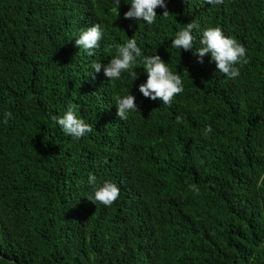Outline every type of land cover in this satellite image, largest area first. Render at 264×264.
Masks as SVG:
<instances>
[{
  "label": "trees",
  "instance_id": "16d2710c",
  "mask_svg": "<svg viewBox=\"0 0 264 264\" xmlns=\"http://www.w3.org/2000/svg\"><path fill=\"white\" fill-rule=\"evenodd\" d=\"M166 4L149 26L124 18V0L119 15L115 0H0V114L13 113L0 123V264H264V0ZM191 20L246 46L239 78L171 46ZM94 23L105 36L90 57L75 39ZM133 35L185 91L171 107L145 98L137 67L140 111L120 120L127 74L91 67ZM70 104L93 128L79 140L52 119ZM89 174L119 185L111 206L88 199Z\"/></svg>",
  "mask_w": 264,
  "mask_h": 264
},
{
  "label": "clouds",
  "instance_id": "9594fccd",
  "mask_svg": "<svg viewBox=\"0 0 264 264\" xmlns=\"http://www.w3.org/2000/svg\"><path fill=\"white\" fill-rule=\"evenodd\" d=\"M130 8L124 12L125 19L143 22L145 25H153L157 19L156 9H163L162 17H167L166 0H130ZM203 4L213 7H220L225 4V0H202ZM121 0H115V8L119 15ZM105 31L100 23L81 29L75 39V45L82 49L88 56H95L101 47ZM197 40L199 46L197 47ZM171 46L179 50L189 51L194 49L193 55L198 62L203 63L205 55L210 56V61L216 65L219 73L226 75L229 79L235 80L241 76V69L249 63L248 50L244 44L235 37L227 35L219 25L209 26L201 31L198 21L191 20L180 28L171 40ZM115 49V55L107 63L95 61L92 69L99 73L103 69L104 75L110 81H119L123 74H127L129 87L127 92L116 97L117 116L120 120H127L130 113L140 111L135 95L129 92L132 83L139 79L141 73L136 71L137 67L143 68L146 74L145 82L139 85V92L152 101H160L163 105L171 107L175 98L185 91V84L180 72L170 67V62L161 58L157 51L151 55H144L141 46H138L135 35L124 42H113L111 45ZM142 58V61H141ZM138 61H141L138 64ZM0 123L7 124L13 118L11 111L2 114ZM52 119L62 130V132L79 140L93 131L92 126L82 118L74 105H68L62 115H54ZM214 131L211 125H207L202 133L208 137ZM259 183H264V176H261ZM87 184L91 186L89 200L99 202L108 207L111 206L120 196V187L112 180L98 182L96 175L89 174ZM193 191H199L194 184Z\"/></svg>",
  "mask_w": 264,
  "mask_h": 264
}]
</instances>
